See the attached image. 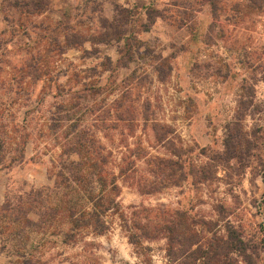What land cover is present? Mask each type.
<instances>
[{
	"label": "rangeland",
	"instance_id": "1",
	"mask_svg": "<svg viewBox=\"0 0 264 264\" xmlns=\"http://www.w3.org/2000/svg\"><path fill=\"white\" fill-rule=\"evenodd\" d=\"M0 264H264V0H0Z\"/></svg>",
	"mask_w": 264,
	"mask_h": 264
},
{
	"label": "trees",
	"instance_id": "2",
	"mask_svg": "<svg viewBox=\"0 0 264 264\" xmlns=\"http://www.w3.org/2000/svg\"><path fill=\"white\" fill-rule=\"evenodd\" d=\"M25 141L23 142V146L25 145ZM73 166L75 172L70 175H66L65 172L59 173L62 177L61 183L57 184L54 188L53 192L59 191L60 185L64 184L65 187H69L70 185L74 184L77 185L78 188L80 185L85 182L88 179V173L83 172L81 168H83L86 164L84 161L75 160L73 161ZM97 181L102 186L100 189V192L98 194H94L92 190H88L87 194L83 195L82 198L85 197L86 201L89 200L91 203V207L89 210H80L77 208V203L74 202L69 207L63 206V201L58 204H52V201L50 200V195L46 194L45 190L50 188H41L38 190H31L30 192L25 193V195L20 196L18 200L19 206H30L31 209L34 208L39 212V220L41 222H47L57 219L58 217H61L64 215V211H66V216L68 218V223L70 224L69 232L64 233V238L67 239V237L73 238L76 234V232L81 231L82 229L91 230L92 232L103 234L105 230L108 228L106 224V220L104 219V216L109 212L113 211L115 213H120V204L117 201L116 198V191H117V184H116V177L114 175H111L109 186L106 188V178L104 175L97 173ZM56 182H58L56 180ZM106 188V189H105ZM45 189V190H44ZM44 190V192H43ZM77 198L80 196H76ZM81 199L78 198V201ZM72 201V199L70 200ZM7 203V198L6 202ZM9 204V201H8ZM42 207H45V209L42 211ZM64 209V211H62ZM64 217V216H63ZM27 222L30 224H35L31 219L26 218ZM167 228V227H166ZM165 228V229H166ZM129 239L134 245L141 246V241L138 239V236L133 233L129 234Z\"/></svg>",
	"mask_w": 264,
	"mask_h": 264
}]
</instances>
